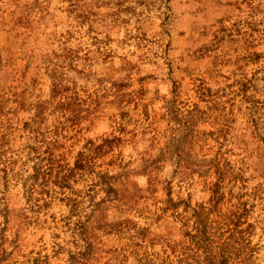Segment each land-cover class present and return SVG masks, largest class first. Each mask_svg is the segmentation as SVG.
Returning a JSON list of instances; mask_svg holds the SVG:
<instances>
[{
  "label": "rangeland",
  "instance_id": "obj_1",
  "mask_svg": "<svg viewBox=\"0 0 264 264\" xmlns=\"http://www.w3.org/2000/svg\"><path fill=\"white\" fill-rule=\"evenodd\" d=\"M0 264H264V0H0Z\"/></svg>",
  "mask_w": 264,
  "mask_h": 264
}]
</instances>
